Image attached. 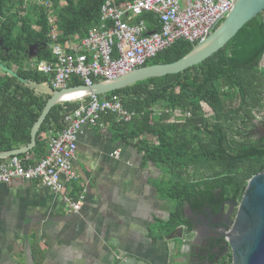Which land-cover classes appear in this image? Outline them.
Instances as JSON below:
<instances>
[{
	"label": "trees",
	"instance_id": "16d2710c",
	"mask_svg": "<svg viewBox=\"0 0 264 264\" xmlns=\"http://www.w3.org/2000/svg\"><path fill=\"white\" fill-rule=\"evenodd\" d=\"M23 1L0 0V69L6 74L0 75V153L29 142L30 128L51 96L48 77L27 65L30 53L39 60H52L47 9L34 3L38 6L24 13ZM46 1L52 4V17L64 39L83 37L98 25L104 0H64L63 5L59 0ZM140 18L149 30L161 28L153 13H143ZM192 47L177 40L146 65L176 61ZM263 54L264 10L201 63L107 94L118 97L126 110L135 112L128 123L116 121L114 115L103 117L112 134L141 152L142 163L151 162L163 169L155 188L175 203L162 225L165 235L187 225L184 204L196 208L207 203L215 210L220 202L239 201L248 179L264 170V137L254 134L249 144L236 138L242 133L251 136L247 125L255 112L264 108ZM80 84L78 78L69 82L70 86ZM79 103L54 105L37 131L35 147L19 156L41 154L43 147L44 154L48 136L65 127L63 116ZM175 109L182 115L174 116L171 111ZM232 119L237 124L232 126ZM230 263L228 256L218 264Z\"/></svg>",
	"mask_w": 264,
	"mask_h": 264
},
{
	"label": "crops",
	"instance_id": "0c3cea01",
	"mask_svg": "<svg viewBox=\"0 0 264 264\" xmlns=\"http://www.w3.org/2000/svg\"><path fill=\"white\" fill-rule=\"evenodd\" d=\"M44 149L22 158L34 163ZM141 154L106 122L84 126L72 160L77 212L35 182L0 183V264L178 263L184 241L162 227L175 203L155 188L163 169Z\"/></svg>",
	"mask_w": 264,
	"mask_h": 264
},
{
	"label": "built area",
	"instance_id": "2783aa9c",
	"mask_svg": "<svg viewBox=\"0 0 264 264\" xmlns=\"http://www.w3.org/2000/svg\"><path fill=\"white\" fill-rule=\"evenodd\" d=\"M233 2L127 0L117 3L115 0H104L99 8L98 25L89 29L83 37L75 35L62 39V31L52 17L51 2L35 0L34 3L47 9L52 60L30 56L27 65L48 77L51 94L70 87L69 82L73 78L80 79V85L87 86L112 80L145 66L158 52L177 40H185L193 47L203 43L214 30V23L231 10ZM146 12L157 16L161 25L159 30H149L146 22L140 18ZM68 94L77 95L64 99ZM107 94L84 96L72 91L64 95L58 103L80 102L77 108L63 116L65 127L49 137L45 153L36 162L31 163L26 158L13 155L0 163V183L35 182L62 194L68 209L77 212L83 196L77 199L71 196L76 180L72 160L82 128H101L106 115H114L116 121L125 123L135 116L134 111L123 107L118 97ZM171 113L174 116L182 115L178 109Z\"/></svg>",
	"mask_w": 264,
	"mask_h": 264
},
{
	"label": "water",
	"instance_id": "95a60500",
	"mask_svg": "<svg viewBox=\"0 0 264 264\" xmlns=\"http://www.w3.org/2000/svg\"><path fill=\"white\" fill-rule=\"evenodd\" d=\"M264 10V0H234L227 15L214 23V30L207 39L193 47L188 53L170 63H153L135 69L112 80L99 81L90 86H70L51 94L44 104L29 132L27 144L0 153V159L27 153L36 145V134L50 109L68 92L77 91L88 94L110 93L141 80L180 73L221 49L249 20ZM34 56V53H30ZM264 61L261 57L260 65ZM13 73L9 70V74ZM230 221L225 230V246L230 251L231 264H264V170L248 179L239 201L227 202ZM222 210V209H221ZM177 230V231H176ZM182 227L170 233L168 238L182 239ZM171 264V263H170Z\"/></svg>",
	"mask_w": 264,
	"mask_h": 264
},
{
	"label": "flooded vegetation",
	"instance_id": "af4514ba",
	"mask_svg": "<svg viewBox=\"0 0 264 264\" xmlns=\"http://www.w3.org/2000/svg\"><path fill=\"white\" fill-rule=\"evenodd\" d=\"M255 132H258L259 138L264 137V125L261 130ZM217 206L214 210L207 203L196 208L183 205L187 225L180 226L184 243L179 247L180 261L174 264H218L230 256V251L225 246L224 234L230 227L231 219L228 215L230 205L225 201Z\"/></svg>",
	"mask_w": 264,
	"mask_h": 264
},
{
	"label": "rangeland",
	"instance_id": "374dc122",
	"mask_svg": "<svg viewBox=\"0 0 264 264\" xmlns=\"http://www.w3.org/2000/svg\"><path fill=\"white\" fill-rule=\"evenodd\" d=\"M34 1L35 0H24L23 1V4H22V11L24 13H26L28 10H30L29 8H31L33 5H36L38 6L37 4H34ZM64 4V0H59V5H63ZM33 23V21H32ZM34 27V26H33ZM262 65L264 66V61L262 63ZM10 69L12 71H15L16 67L15 66H11ZM0 75L4 76L6 74H4V72L0 69ZM206 116L207 117H210V112H207L206 113ZM230 124L233 126L234 124H237V120H230ZM264 125V108H262L259 112L256 111L255 112V117L254 119L252 120V123H248L247 125V128L246 130L249 131V132H252L251 136L247 137L245 136V134L242 133L241 136H238L236 137L239 141H245V142H249V143H252V141H254V138L256 135L254 134H257L258 132H255L258 131V130H261V128L263 127ZM250 137H252L250 139ZM248 143V144H249ZM231 264V263H230Z\"/></svg>",
	"mask_w": 264,
	"mask_h": 264
},
{
	"label": "bare ground",
	"instance_id": "6f19581e",
	"mask_svg": "<svg viewBox=\"0 0 264 264\" xmlns=\"http://www.w3.org/2000/svg\"><path fill=\"white\" fill-rule=\"evenodd\" d=\"M77 94L79 95V93H77ZM77 94H75V95H77ZM73 95H74V94H68V95L64 96V99H69V98H71ZM75 95H74V96H75Z\"/></svg>",
	"mask_w": 264,
	"mask_h": 264
}]
</instances>
